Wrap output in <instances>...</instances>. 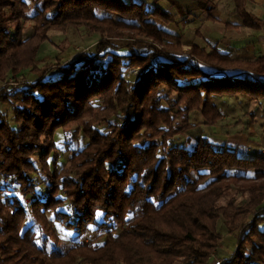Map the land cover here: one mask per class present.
<instances>
[{"label":"trees","instance_id":"1","mask_svg":"<svg viewBox=\"0 0 264 264\" xmlns=\"http://www.w3.org/2000/svg\"><path fill=\"white\" fill-rule=\"evenodd\" d=\"M182 1L210 17L217 0ZM249 1L231 0L233 13L257 31L263 23ZM166 12L142 0H0V82L29 67L44 72L0 94L11 108L10 116L0 112V264H206L220 244L219 219L227 232L240 230L220 264H264V192L242 212L232 200L219 204L232 188L243 195L229 182L264 179V157L220 147L190 123L198 111L203 125H215L227 99L264 100V57L234 59L193 44L184 58L178 37L145 20L175 23ZM22 22L34 23L25 42ZM72 25L100 34L95 52L38 70L34 56L47 33ZM103 37H133L135 49ZM72 126L87 144L58 169L55 133L69 152ZM185 135L191 144H175ZM41 181L45 193L33 197L24 228L27 208L15 191L31 195ZM55 223L76 233L65 250ZM34 227L46 230L43 244ZM87 231L96 238L80 243Z\"/></svg>","mask_w":264,"mask_h":264},{"label":"rangeland","instance_id":"2","mask_svg":"<svg viewBox=\"0 0 264 264\" xmlns=\"http://www.w3.org/2000/svg\"><path fill=\"white\" fill-rule=\"evenodd\" d=\"M129 1V0H126ZM140 1V0H139ZM144 2H154L159 4L161 1L158 0H142ZM174 1L177 3L175 4ZM181 3L178 2V0H169V3L166 4V10H170V12H174L173 14L170 12L168 13L173 21H176V23L166 24L164 18L160 17H147L146 22L154 25L156 28H161V26H165L167 30L170 31L171 35H174L180 39L181 44V52L182 57H188V52L190 51V46L193 44H196L200 47H204L207 50H210V48L213 46L214 38H221L222 36H228L227 33L223 30L222 25H216L214 23L216 22H206L209 30L206 27V24L203 23L205 19H202L200 16H197L196 13H192L191 16L195 21L191 25H187L183 28L181 27L178 22L182 20L179 18L177 11H174V7L181 8L186 11L190 6L192 5H185L182 0H180ZM226 2L224 0L219 1V5L217 6L218 9L224 8V13L226 10ZM168 5V6H167ZM229 6V5H228ZM173 7V8H172ZM173 10V11H172ZM193 12V11H192ZM205 15V14H203ZM116 15H113L112 13L105 12L102 17H108L112 20H116ZM190 16V15H189ZM188 16V17H189ZM206 16V15H205ZM176 17V18H175ZM236 22H239V18L236 16L232 17ZM222 21H232L227 18V20H224V17L222 18ZM91 26L92 23H89ZM184 25V24H183ZM11 32L14 31V27H12ZM168 33V31H167ZM20 37L23 42L27 41L34 35V23L33 22H22L21 23V29H20ZM236 34H233L232 37H236ZM105 41L108 44H111L112 46H121L125 43L130 44L133 49H135V42L136 39L133 37H125V38H105ZM139 41L142 40L141 37H138ZM100 39V34L98 32L93 31L90 29V27H85L82 25H72V26H66L65 28H62L60 30H53L47 33L46 39L39 45L36 53H35V60L38 62L36 64L37 69L40 70V68H43L45 71L51 70V68L59 66L61 64L65 65L71 62L72 60L76 59L80 55L83 54H92L95 52L97 47V41ZM147 42V41H146ZM151 43V41H148ZM219 43V42H218ZM28 49L25 50L24 57L27 58L28 55ZM201 67L206 70L210 71V68L204 66L203 64ZM33 67H29L28 69L22 70L20 74L16 75H8L5 81L0 82V94H5L10 91H15L18 87H20L22 84H28L29 81L34 76H41L44 72L39 71L36 73L35 69L32 70ZM140 72L139 69L129 71V75L136 74ZM128 75V76H129ZM127 76V77H128ZM261 100V99H260ZM258 102V101H257ZM257 102H249V107L252 108L254 104ZM0 112L1 116L5 115H11V108L9 105H2L0 104ZM220 112L222 114V119L219 120L215 125L213 126H206L203 125V119L201 117V114L198 111H194L191 113L190 117V123L195 124L198 126L197 128H200L202 132L206 135H211L213 138H218V135L223 136L224 138L227 137L230 138L231 136H234L233 138H230L229 140H232L233 142H239V139L237 138L239 134H236L239 131H242V125L244 122V118L240 115H236L235 113L228 112V110H225L223 107H220ZM253 114V113H251ZM224 115V116H223ZM253 118H250V124L255 125L254 115ZM241 117V119H239ZM264 118V115H263ZM258 121H260V118H257ZM241 121V124L237 125V123ZM257 124V123H256ZM237 125V126H236ZM73 133L69 134L71 146L70 151H66L65 149V143L64 138L61 130L56 131L54 141L56 142V152L58 156V163L57 168L61 169L65 166L67 167L68 162L71 158V156L79 151H81L87 144V139L82 135V133L78 130L75 131L76 127H71ZM247 128V126H245ZM247 131V130H246ZM192 132V131H191ZM188 135L181 136L178 139L175 140V144L177 145H187L191 144L192 141L189 140ZM192 176H195L194 173H192ZM35 180H40L36 178ZM42 182V181H41ZM231 186L234 185L236 188L237 186H241L243 188L242 193L243 195H240L241 193L234 191L235 188H232L231 191H229L225 197L220 201L219 204H226L227 201L232 200L235 202V205H232V210L242 212L241 207L243 206L245 201L250 200L251 197H256L259 193L264 192V179H261L257 182H247V183H232L229 182ZM204 185V184H203ZM45 193V184L42 182V184H38L34 186V192L31 195L22 196L17 191H15V195L20 199L22 204L27 208V219L24 223V228L28 227L32 224V219L30 216V210L28 208L30 202L32 201L33 197L35 196H42ZM3 197V194H0V198ZM261 204L264 206V199L261 202ZM58 210L66 212V208H59ZM223 220L219 219L217 222V232L220 236V244L216 252L210 257L208 262L206 264H215L216 262H221L223 259H226L229 257V255L232 253L234 246L236 244V236L239 235L238 230L236 233H229L223 227ZM56 233L61 237L59 241V246H61L62 250H65L67 248L68 242L66 241L67 238H71L76 233L67 232L61 227L59 224H54ZM35 232L39 236V243L43 244V242L47 239L48 234L46 230L44 229H37L34 227ZM96 236L91 233L90 231H87L83 238L80 239V243H86L90 240H94ZM48 246L52 247V244L50 241L47 242Z\"/></svg>","mask_w":264,"mask_h":264},{"label":"crops","instance_id":"3","mask_svg":"<svg viewBox=\"0 0 264 264\" xmlns=\"http://www.w3.org/2000/svg\"><path fill=\"white\" fill-rule=\"evenodd\" d=\"M219 1L220 0L216 1V9L213 13L210 14L211 18L207 17V15L205 16L203 14H200L193 5L186 9V11L181 8H172L175 12L177 11V9L179 10V12L177 11V13L179 18H181L182 20H180V22L178 23L181 27L183 26V28L187 25H191L193 21H195V19H193L191 16L192 13H196L197 16L205 19L203 22L205 24L206 22L212 21L216 22L214 23L216 25H222L223 30L225 31V33H227L228 36L226 37L224 35L221 38H214L213 40L215 43L212 46L215 47L219 53L228 54L234 59L246 61H254L258 58L264 57V0H250L247 3V10L256 18L262 20V28L257 31L243 27L240 21L236 22L232 18L236 15L233 13V5L231 0H224L227 1L225 7L227 11H225V13L223 12L224 8H217V6L219 5ZM168 3L169 0H162L158 5L162 9L166 10V4ZM174 3L176 4L177 2L174 1ZM183 3L185 5H191L190 3ZM149 4H152V2ZM168 12H170V10H168ZM223 17L224 20H227V18H229V20L232 21H222ZM206 27L208 30L210 29L207 24ZM161 28L165 31H169L165 26H161ZM233 34H236L237 36L232 37ZM34 77H32V79ZM248 100V97L238 96L236 100H225V104L223 105V108L225 110H228V112H231L232 114L235 113L239 116L241 115L244 118L242 131L236 133L239 134L236 135L238 136L237 138L239 139V142L235 143L232 140H229L234 136H231L227 139V137L224 138L221 135H218V138H213L211 137V135H209L210 141L220 147L236 149L242 156L247 158L264 157V100H258V102L252 106V108L249 107V104L247 103ZM251 115H254L253 120L255 121V125H251L250 127H248L251 121L250 118H253V116ZM258 117L260 118V121H258ZM239 119H241V117H239ZM239 124H241V121L237 123V125ZM245 126H247V128H245Z\"/></svg>","mask_w":264,"mask_h":264},{"label":"built area","instance_id":"4","mask_svg":"<svg viewBox=\"0 0 264 264\" xmlns=\"http://www.w3.org/2000/svg\"><path fill=\"white\" fill-rule=\"evenodd\" d=\"M215 264H220V262H216Z\"/></svg>","mask_w":264,"mask_h":264}]
</instances>
